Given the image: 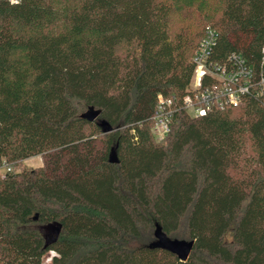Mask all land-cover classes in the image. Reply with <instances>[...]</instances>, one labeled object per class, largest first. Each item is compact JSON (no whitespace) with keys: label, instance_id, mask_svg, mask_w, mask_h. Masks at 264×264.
I'll return each mask as SVG.
<instances>
[{"label":"trees","instance_id":"16d2710c","mask_svg":"<svg viewBox=\"0 0 264 264\" xmlns=\"http://www.w3.org/2000/svg\"><path fill=\"white\" fill-rule=\"evenodd\" d=\"M209 27L215 60L259 70L264 0H0V157H43L0 175V264H264V95L152 132ZM156 223L187 260L149 247Z\"/></svg>","mask_w":264,"mask_h":264},{"label":"built area","instance_id":"2783aa9c","mask_svg":"<svg viewBox=\"0 0 264 264\" xmlns=\"http://www.w3.org/2000/svg\"><path fill=\"white\" fill-rule=\"evenodd\" d=\"M219 32L209 27L200 39L193 55V73L184 95L165 96L160 93L152 116V132L158 141L171 131L175 115L185 111L191 117H202L216 109L238 107L248 97L257 99L264 95V45L261 49L259 70L239 53H231L226 60H215L213 55ZM16 167L0 157V175L16 173Z\"/></svg>","mask_w":264,"mask_h":264},{"label":"water","instance_id":"95a60500","mask_svg":"<svg viewBox=\"0 0 264 264\" xmlns=\"http://www.w3.org/2000/svg\"><path fill=\"white\" fill-rule=\"evenodd\" d=\"M100 114V109H96L95 107L91 106L82 114V117L89 121H94L99 118ZM101 125L106 132L112 131L113 129V127L105 120L101 121ZM110 161L113 163H118L119 161L118 155L114 148L110 152ZM48 228L51 229L53 234L50 236L47 234V237L51 238V240H56L61 233L62 224H52ZM154 237L155 240L149 243V247L169 250L172 253L176 254L181 260H187L189 258L195 244V240H185L169 237L158 223H156Z\"/></svg>","mask_w":264,"mask_h":264},{"label":"rangeland","instance_id":"374dc122","mask_svg":"<svg viewBox=\"0 0 264 264\" xmlns=\"http://www.w3.org/2000/svg\"><path fill=\"white\" fill-rule=\"evenodd\" d=\"M42 164H43L42 155H36V156H32L30 158H27V159L20 161V163L16 166L15 169H16V172L18 173V172L23 171V169L38 168ZM45 230H46V234H48L49 236L53 234L50 228H47ZM54 254H55L54 251L48 252L44 257V264H50L51 259H52Z\"/></svg>","mask_w":264,"mask_h":264},{"label":"clouds","instance_id":"9594fccd","mask_svg":"<svg viewBox=\"0 0 264 264\" xmlns=\"http://www.w3.org/2000/svg\"><path fill=\"white\" fill-rule=\"evenodd\" d=\"M10 2L16 4L19 3V0H10Z\"/></svg>","mask_w":264,"mask_h":264}]
</instances>
